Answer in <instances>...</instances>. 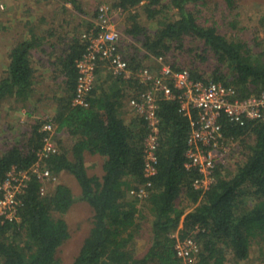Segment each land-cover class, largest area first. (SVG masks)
<instances>
[{"label":"trees","instance_id":"16d2710c","mask_svg":"<svg viewBox=\"0 0 264 264\" xmlns=\"http://www.w3.org/2000/svg\"><path fill=\"white\" fill-rule=\"evenodd\" d=\"M65 1L82 11L80 0ZM209 1L115 0L111 6L128 13L123 31L142 41L157 65L162 56L175 70L188 69L195 80H213L234 87L238 98L260 94L264 91V61L260 55L251 54L252 49L245 43L220 32L217 24L199 22L194 8ZM224 1L230 8L235 2ZM142 13L157 21L155 29L144 25L140 20ZM96 15L97 7L93 16ZM234 21L229 24L237 25ZM260 23L264 28V13ZM186 37L202 41L206 48L202 53L196 52L197 59L189 64L170 61L167 56L173 47L184 49ZM37 44L35 37L16 41L5 55L8 62L0 75V111L7 100L25 101L36 91L32 51ZM123 46L120 42L130 75L124 77L101 63L87 94V105L73 101L76 63L86 44L80 41L70 46L63 61L67 77L55 81V112L37 119L22 133V139L0 152V181L13 166L29 169L37 162V152L43 146L45 132L41 126L51 119L59 152L45 157L42 165L58 180L63 172L71 174L81 187V193L75 195L71 185L57 182L41 194L44 181L31 175L21 195L19 219L0 223V264H60L57 253L70 237L65 214L78 198L89 203L93 216L72 264H185L176 243L187 237L198 246L196 264L239 263L249 258L253 246L260 251L264 248V122L249 120L241 125L222 114L223 142L228 145L241 141L243 158L233 169L225 162L215 161L212 182L205 188H196L193 182L203 173L186 163L191 115L195 119L197 113L181 111L179 99L159 93V161L157 173L146 177L145 139L149 126L129 100L152 89V82H142L139 73L144 67L154 71L156 66L144 62L148 54L143 55L136 48V53L125 52ZM208 53L216 65L212 75L207 76L197 61L204 62ZM87 153L103 157L102 176L88 171ZM141 184H147L145 195L139 197L130 192ZM147 232L150 246L140 256L138 242Z\"/></svg>","mask_w":264,"mask_h":264},{"label":"built area","instance_id":"2783aa9c","mask_svg":"<svg viewBox=\"0 0 264 264\" xmlns=\"http://www.w3.org/2000/svg\"><path fill=\"white\" fill-rule=\"evenodd\" d=\"M0 5L4 7L2 0ZM114 8L107 0H100L93 26L82 33V41L86 50L77 60V89L74 104L87 105V94L92 89L96 79V69L101 63H106L109 69L124 77L130 75L128 61L120 52L122 31L114 21ZM159 69L152 71L149 67L141 69L139 75L144 83L152 82V89L139 92L133 96L129 104L142 115L149 126L145 139L144 174L152 177L157 173L159 161L157 149L159 139L158 94L168 98L179 99L183 112L196 111L197 118L192 117V130L188 138V161L186 165L198 168L203 177L196 179V188H205L212 182V171L215 161L226 152L223 142L222 124L220 118L225 114L231 121L244 125L247 121L264 122V91L245 98H238L234 87L220 82H203L191 77L188 69L175 70L162 56L158 58ZM176 89V91H175ZM45 132L43 146L37 152L38 160L29 169H19L13 166L6 177L0 181V223L19 219L18 209L22 204L21 195L28 186V180L35 174L44 181L40 188L41 194L48 191L49 185L55 184L58 176L42 161L50 154L58 153L59 147L53 137L55 126L51 119L41 126ZM219 152V154H218ZM151 184L150 181L147 182ZM141 184L130 192L139 197L146 194V185ZM178 255L185 264H196L195 253L198 246L193 238L187 237L176 243Z\"/></svg>","mask_w":264,"mask_h":264},{"label":"rangeland","instance_id":"374dc122","mask_svg":"<svg viewBox=\"0 0 264 264\" xmlns=\"http://www.w3.org/2000/svg\"><path fill=\"white\" fill-rule=\"evenodd\" d=\"M107 1L111 4L114 3L115 0ZM2 2L4 7L0 5V75L3 73V70L6 69L7 65L4 48L7 45L10 47L13 46L17 41L16 39H19V36L23 37V33L21 34L19 31L20 26L24 23L23 17L31 15H22L19 13L20 15L18 16V13L13 10L11 15L7 17V0H2ZM80 2L85 4L83 5L87 8L88 13L94 14L100 0H80ZM113 8L115 10L113 18L117 27L122 31L121 45H124L123 49H125V52L134 51V53H136L135 51L138 49L143 55L148 54L147 50L143 48L142 41L130 35H126L123 31L128 13L123 11L120 7ZM194 12H196L201 24H217L220 32L226 33L229 38H235L236 41L245 43L246 47L248 46L252 49L251 54L260 55L262 61H264V28L260 23V16L264 13V0H235L231 8L224 0H210L205 5L195 7ZM171 14L174 15V10L171 11ZM140 17L144 25L148 26L150 29H155L157 27L156 20L147 18L144 13H142ZM90 19L91 18H89V20ZM93 20L91 22H93ZM234 20L237 22V25H230L229 23ZM43 25L44 23H41V26ZM17 35H19L18 38H16ZM184 46V49L173 47L174 49L171 50L167 58L170 61H177L182 65H184L185 62L189 64L192 59H197L196 52L202 53V51H204L203 49L206 48L202 41L191 39L190 37H186ZM144 62L159 67L154 56L149 55ZM197 62L200 67H203L204 75H212L213 68L216 65V60L212 58V54L208 53L204 62L201 60ZM156 67L154 68L155 72ZM35 88L36 91L25 101L9 99L3 103L0 111V152L12 147L16 141L22 139V133L30 128L37 119L47 118L52 111V97L55 94L57 82L48 79L37 82ZM20 127L24 128L19 130ZM64 140H66L67 143L70 142L66 136H64ZM226 147L227 151L221 156L219 155L218 160L225 162V165L227 164L233 169L236 167V163L243 158L245 149L241 141L229 142ZM86 165L90 174H96L98 176L103 175L102 156L88 153L86 155ZM57 182L71 185L75 195L81 193V187L78 181L67 172L60 174ZM52 187L53 184L49 185L48 189ZM185 202L186 200H184V203ZM92 216V207L88 202L80 198L76 200L70 210L65 214V218L69 224L70 237L59 248L57 253L61 259L60 264H72L85 236L91 228ZM149 238L150 233L147 232L146 237L139 240L137 252L140 256L149 248ZM227 264H264V248L260 251L257 246H253L248 259L242 260L239 263L228 262Z\"/></svg>","mask_w":264,"mask_h":264},{"label":"crops","instance_id":"0c3cea01","mask_svg":"<svg viewBox=\"0 0 264 264\" xmlns=\"http://www.w3.org/2000/svg\"><path fill=\"white\" fill-rule=\"evenodd\" d=\"M83 4L82 11H79L71 2L65 0H7V17L13 10L18 16L31 14L23 17L24 23L19 30L23 37L17 35L16 38L19 36V39L16 40L37 38L39 44L32 51L36 82L66 79L63 61L68 49L82 41V33L91 28V21L95 19L93 13H88ZM41 23L44 25L41 26ZM11 47L7 45L4 48L5 55H8ZM6 58L8 62V56Z\"/></svg>","mask_w":264,"mask_h":264}]
</instances>
